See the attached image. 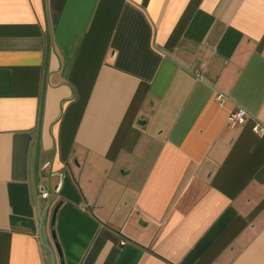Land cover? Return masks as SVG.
Segmentation results:
<instances>
[{
  "label": "crops",
  "instance_id": "obj_1",
  "mask_svg": "<svg viewBox=\"0 0 264 264\" xmlns=\"http://www.w3.org/2000/svg\"><path fill=\"white\" fill-rule=\"evenodd\" d=\"M256 123L264 0H0V264H264Z\"/></svg>",
  "mask_w": 264,
  "mask_h": 264
},
{
  "label": "water",
  "instance_id": "obj_2",
  "mask_svg": "<svg viewBox=\"0 0 264 264\" xmlns=\"http://www.w3.org/2000/svg\"><path fill=\"white\" fill-rule=\"evenodd\" d=\"M50 35L48 34V46L50 45ZM39 148H40V140H39V136L37 138V141H36V152H35V158H34V165H33V176H34V181H35V184H36V191L37 193H40V190H39V186H38V155H39ZM58 206L57 205L54 210H53V215H52V219H51V232H52V237H53V240H54V245H55V248L60 256V264H65L64 260H63V257H62V252H61V248H60V244L58 243V240H57V236H56V232H55V219H56V212H57V209H58Z\"/></svg>",
  "mask_w": 264,
  "mask_h": 264
},
{
  "label": "built area",
  "instance_id": "obj_3",
  "mask_svg": "<svg viewBox=\"0 0 264 264\" xmlns=\"http://www.w3.org/2000/svg\"><path fill=\"white\" fill-rule=\"evenodd\" d=\"M224 97L225 96L223 94H218L217 99L219 101H223ZM245 115H246V112L243 109H239V110L233 111L230 114V122L234 123V124H237V123L241 122L245 118ZM253 130L259 135H264V126L259 124V123H256L253 126Z\"/></svg>",
  "mask_w": 264,
  "mask_h": 264
}]
</instances>
